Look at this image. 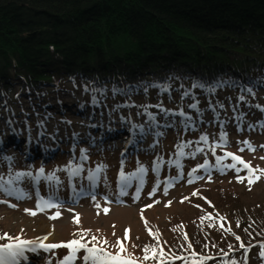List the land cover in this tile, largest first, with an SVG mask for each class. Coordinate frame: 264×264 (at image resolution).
Returning a JSON list of instances; mask_svg holds the SVG:
<instances>
[{
	"label": "trees",
	"instance_id": "obj_1",
	"mask_svg": "<svg viewBox=\"0 0 264 264\" xmlns=\"http://www.w3.org/2000/svg\"><path fill=\"white\" fill-rule=\"evenodd\" d=\"M64 78L86 91H114L116 98L123 89L159 103L176 96L171 102L189 116L194 98L232 90L239 82L255 95L264 88V0H0V100L13 83L33 100L49 86L60 93ZM223 179L191 201L202 207L205 199L218 208L231 231L197 208L162 230L171 253L194 251L205 257L197 258L199 264L215 258L244 264L247 253L264 249V200L244 204ZM231 180L235 188L239 182ZM259 186L264 188V177L247 182L246 191ZM5 232L0 223V237ZM146 246L162 250L157 237L139 235L130 251L141 261L166 256L144 260Z\"/></svg>",
	"mask_w": 264,
	"mask_h": 264
},
{
	"label": "rangeland",
	"instance_id": "obj_2",
	"mask_svg": "<svg viewBox=\"0 0 264 264\" xmlns=\"http://www.w3.org/2000/svg\"><path fill=\"white\" fill-rule=\"evenodd\" d=\"M38 31L35 30L32 33H28V35ZM13 84L14 87L8 94H6L7 92L2 94V100H0V141H5L3 146L0 147V164L6 160L4 157H11L13 163L17 162V166L19 167H16V170L14 169L12 172L6 170V174L2 178L7 183L0 188V197H7L11 201H14L16 205L12 204L9 207L5 205L3 207L0 206V223L8 230L26 229L24 231L28 232L27 234L33 235L29 239L31 241L47 237L52 242L67 243L73 239H78L79 235L77 234H80L84 228L92 231V233L89 232L88 236L94 234L106 235L113 241H116L117 237L121 236L122 240L126 243L130 242V238L134 241L138 235L148 237L150 232L151 234H158L161 229H168L167 227L171 219L173 220L174 218V221H178L179 218L192 217L197 211V207H195L190 199L193 193H197L194 196L198 197L200 195L198 190L213 186L211 182L206 181L217 179L216 176H212L208 179L206 178V181L194 182L190 187L183 186L182 183L178 186H175V184L169 192H164L163 183L168 174L170 176V174L178 175V173H183L185 176H189L194 171L209 172V170L213 171L215 169V171L223 173L229 170L223 182L218 183L227 186L229 190H237L244 204L253 199L264 200V188L262 186L248 192L246 191L248 188L245 185L247 182L244 179L241 183L239 182L240 184H234L235 188L229 184L232 181L231 178H243L240 173H244L245 169L240 164H237L236 168L226 167L233 163L231 159L229 161L222 160L218 163L217 158L223 156L219 148L208 152L209 165L197 161L196 156L193 155L194 153L191 149L189 150V147L183 154V162L179 164L174 160L172 156L175 150H177L176 139L183 138L181 136L183 134H180L178 129L179 127L181 129L182 125L180 126L175 120L171 122L164 115L167 112L162 113L161 111L168 110L170 107L175 108L177 103L171 101H177L176 96L170 98V101L167 98L164 99L162 102L164 105H160L156 98L151 100L139 96L135 99L133 98V100L127 98L125 101L110 95L104 99H100L98 105H95V97L101 98L99 92L94 90L86 91L80 83L66 80V78L62 79L59 83L62 89L60 93L52 90L54 87L49 86L46 93L41 97L35 96V100L28 97L27 91L21 88L19 83ZM226 89H228L225 92L227 95L223 94L225 89L215 92L217 97L215 105H217V109H219V106L221 109V112L219 111L221 115L218 116L219 123L214 115H212L210 104L203 96L204 100H202L203 104L200 107V116L204 119V131L211 138H213V135H216L217 140L221 141V143L231 142L230 144H233L239 150H241L240 147H243L246 150V156L242 160L249 161V165L254 169L264 170V159H262L264 157V147H261L264 146V88H256L258 89L259 96L257 99L245 98L246 102L240 105L237 100L238 94L236 93V88L232 90ZM106 95H109V93ZM224 96L229 97L227 101ZM203 97L200 99H203ZM130 102L131 105L129 104ZM221 102L227 103L222 105ZM246 107L247 111L250 112L248 121L253 126L251 133L250 135L232 136L231 133L235 131L234 127L236 125L238 127H243L244 125L245 115L243 112H246ZM153 108L163 118L156 119L150 117L147 114V110H150L149 114H154L155 112L151 110ZM21 120L25 124L23 125V129L21 128L22 130L19 129ZM153 120L160 126L159 128L164 137L160 139V142L156 143L152 139L150 131H146L147 136H151L150 141L139 142L138 146L142 147L140 149L143 156L140 157L138 163H141L147 170V179L145 181L147 185L144 192L138 194L134 189H127L124 185L121 190H117L115 188L116 178L119 176V171L117 172V170L120 167L123 168L122 161L118 159V151L120 149L116 151V144H120L117 141L119 139L118 136L124 134L123 128L131 129V127H136L132 130L136 132L137 126L145 129L147 122ZM214 121H216V124ZM170 126L172 128L171 132H169ZM74 130L79 132L84 131L82 133L83 136H81L85 139L82 143L83 147H90L95 143L96 147L94 149L96 151L94 153L97 152L98 148L101 151V147L105 151L104 158L101 156L95 157V164L82 166L85 167V171L83 172L87 175L82 180L75 181L76 185L79 186V184L87 182L93 173L99 171V176L102 179L101 185L105 182L106 187H100L97 199L83 198L76 204L70 200L69 203H58L55 204V207L41 210L37 208L38 201L34 198L29 184L32 180L38 178L44 180L43 182H48L50 188L48 192L46 191L45 200L52 199L57 195L66 198L68 192L74 193V184L72 185L67 181V177L63 176L75 174L77 167L72 166L69 162L70 158H74L75 155L70 154L67 157H62L55 164H51L48 167L45 165L41 167L39 160L34 169H32L25 160L27 145L22 140L24 137L27 139L29 133L31 134L29 136L31 147L42 151L46 144H53L56 148L63 143L62 147L64 148L65 146L67 147L68 138L71 137L69 133ZM190 133L188 131L189 135L187 134V137L190 136ZM166 134L170 135L169 139L171 140H165ZM73 137L75 138L73 141H75L78 136L76 137V134H73ZM101 138L108 139V147L102 144ZM113 138H117L116 141H109V139ZM14 140L18 141H15L14 144L12 143ZM244 141H247L248 144H245ZM49 142L52 144H49ZM73 143L71 142V146ZM251 145L254 146V150L251 149ZM6 149H10L13 153L8 154V151H5ZM162 149L169 153L166 152V155L161 154ZM31 154H36V152L33 151ZM76 155L79 156V153L77 152ZM105 157L110 159L109 164L111 161L113 162L109 166L101 168L102 159H105ZM128 162H130L128 167L132 169L135 159L129 156ZM161 166L164 170L159 173L158 167ZM41 168L44 170V175L42 176L38 175ZM16 173H31L32 175L16 177ZM237 173L238 175H234ZM49 174L60 176L62 179L55 177V179L49 180L47 179ZM129 174H132V171H129ZM125 178L123 179V183H129L132 175ZM10 183L15 185L14 188L9 187ZM57 183H59V186ZM23 184H28L29 187H25ZM109 187L111 188L108 189ZM198 187L199 189H197ZM154 189L155 191H153ZM23 190L27 192L26 197L23 196ZM214 190L213 188L212 191ZM150 193L153 194L149 195ZM201 204L205 206V203ZM148 205H151V207H147ZM105 208L109 210L107 214L103 211ZM26 209L35 211L36 215L28 214L25 211ZM56 213H59V218L51 219L50 217ZM76 216H79V223H74V217ZM126 229L129 230L128 241L124 239ZM82 242L85 243L84 240ZM69 251V249L61 247L55 251H51L46 256H37L35 258H40L42 264H60V261L69 254ZM29 252L30 250L27 251V253ZM84 255L86 253L82 249L76 253L75 260L67 263L93 264L91 261L84 260ZM263 258L261 259L260 255H254L252 258L247 259V264H261L263 263ZM31 260H33L32 264H34L33 262L36 259ZM136 264L138 263L136 262ZM206 264L223 263L220 260H210Z\"/></svg>",
	"mask_w": 264,
	"mask_h": 264
},
{
	"label": "snow or ice",
	"instance_id": "obj_3",
	"mask_svg": "<svg viewBox=\"0 0 264 264\" xmlns=\"http://www.w3.org/2000/svg\"><path fill=\"white\" fill-rule=\"evenodd\" d=\"M202 139H206L205 137H202ZM245 144H248L247 141H244ZM264 147V146H261ZM242 150V149H241ZM225 157H230L231 160L233 161V163L227 165L226 167L229 168H236L237 164H240L243 166L244 169H246L248 171V176L244 177V178H240L238 177V180H241V182L243 181V179H246L248 184L251 185L253 183H255L256 181H258L261 176H264V170L262 169H253L248 163H246L245 161H243L239 156L234 155L231 152H226L224 157H218L217 158V162L219 163L220 161H222ZM4 159L7 160H11V157H4ZM262 159H264V157H262ZM75 171H79V169H76ZM139 171L143 172L144 169L141 167L139 169ZM257 173H259V175H257ZM32 175L31 173H16V177H20V176H30ZM38 175H44V170L43 168H41L38 172ZM132 176H135L136 174L133 173L131 174ZM47 179L49 180H53L55 179L54 174H49ZM122 179H126L125 177L122 176ZM7 183L6 181L3 180L2 177H0V188H2V186ZM155 191V189L153 190ZM153 193H150L149 195H152ZM197 193H193V195H196ZM14 207V206H13ZM49 207H55V205L50 204L47 201H43L42 203L38 202L37 204V208L43 210ZM97 207H99L97 205ZM147 207H151V205H148ZM26 212H28V214L35 216L36 212L32 211V210H25ZM105 212V214H107V212L109 211L107 208H105L103 210ZM51 219H58L59 218V213H56L55 215L50 217ZM201 219H205V217H201ZM74 223H79V216L74 217ZM211 226V225H209ZM237 226L239 227V223H237ZM221 227H223V225H221ZM128 231L129 230H125V237L124 239L128 238ZM228 231H231V229H228ZM151 234V232H150ZM79 235L78 239H73L67 243H62V244H45L43 242V240H46L47 237H44L42 240H40V242H36V241H25V240H21L19 237L15 238V241L12 243H6L3 245H0V264H16V261L18 260V258H22L25 256V249L28 245H33V247L30 249L31 251H40V250H44V251H50L52 249H56V248H66L69 249V254L67 256H65L63 258V260L60 261V264H67V262L69 261H73L76 259V253L80 250H84L86 255H84L83 259L86 261H91L93 262V264H136V261L132 260L129 257H125L122 256L121 253H124L126 251L124 244L121 240H117L116 241V247L118 249V251L116 252V254H112L109 252H106L105 249L103 247H98L96 245V243H92L91 246H89L88 243H83L82 240L84 239L83 234H77ZM5 236H7V234H5ZM3 238V237H0ZM187 239V237H185ZM9 239H11L9 237ZM92 241L95 242L97 241V237L93 236ZM236 239L239 241L240 237L237 236ZM103 243H107V241H104ZM241 247L243 248L244 245L241 244ZM144 252L146 253L143 257L144 260H148L150 258L155 259L157 257V255L159 256H163L164 253L163 251H159L156 247H152V248H148L147 246L143 249ZM148 253H151V255H148ZM259 255L261 257H264V251H261L259 253ZM173 259H182V257L179 256H174ZM207 259V258H206ZM162 264V262H161Z\"/></svg>",
	"mask_w": 264,
	"mask_h": 264
},
{
	"label": "bare ground",
	"instance_id": "obj_4",
	"mask_svg": "<svg viewBox=\"0 0 264 264\" xmlns=\"http://www.w3.org/2000/svg\"><path fill=\"white\" fill-rule=\"evenodd\" d=\"M44 242H51V240H49L48 238L46 240H43ZM18 264H29V262H23V261H19Z\"/></svg>",
	"mask_w": 264,
	"mask_h": 264
}]
</instances>
